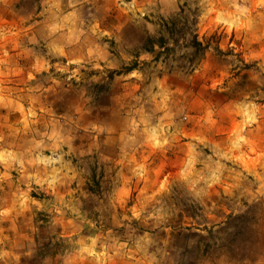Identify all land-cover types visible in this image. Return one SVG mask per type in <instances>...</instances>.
Masks as SVG:
<instances>
[{
    "label": "rangeland",
    "instance_id": "obj_1",
    "mask_svg": "<svg viewBox=\"0 0 264 264\" xmlns=\"http://www.w3.org/2000/svg\"><path fill=\"white\" fill-rule=\"evenodd\" d=\"M181 1L175 15L149 17L145 10L137 12L139 17L134 24L144 28V32L136 33L143 45L135 56L161 58L160 70L164 68L168 73L180 70L190 74L200 66L202 75L195 85L199 86L200 82L205 96H212L211 90L215 87L228 88L246 106L247 121H254L255 117L260 121L264 117V0ZM98 14L97 19H104ZM7 35V31H1L2 44ZM195 41L203 47H196ZM103 42L109 46L110 60L115 61L116 67L107 61L106 66L103 62L91 63V59L70 62L65 57L49 56L45 69L33 64L28 81L22 78L24 73L10 71L11 53L0 47V160L4 159L3 153H16L28 160L25 168L33 175L41 169L44 173L53 171L56 176L51 178H55L61 189H84L74 209L69 197H64L70 208L63 207V213H58L81 220L77 221L79 235L74 238L57 237L56 232L62 230L60 224L51 226L48 222L57 215L56 211H50V207L46 208L42 200L34 197H22L9 220L0 216V247L5 249L1 262L7 264L8 258H14L10 264H53L51 258L55 253L63 254L65 259L77 250V242L84 247L96 242L110 248L118 246L117 238H120L125 247L137 241L144 245L142 251L135 253L140 256L137 264H264V247L248 249L237 239V226L244 224L252 231H245L246 241L242 242L248 244L250 237L264 241L262 202L240 209L246 217L238 213L237 217L233 216L235 211L230 209L228 213L225 208L222 213L226 220L221 222L213 218L215 209L203 208L196 199L189 201L181 189L172 191L170 197H176L182 207L172 205L165 193L149 208H133L134 201L128 203L129 207L111 206L110 199L115 196L111 192V175L114 177L116 168L111 169L105 160L106 149L99 154L89 152L87 109L101 102L112 105L115 110L127 105L124 102L123 106V97L107 93L115 76L121 75L127 66L123 64L128 50L120 54L114 39L108 36ZM105 49L97 46L95 51L90 49L95 53L92 57L95 59L100 52L102 55ZM45 51L42 46L37 47L33 56ZM85 53L87 56L88 50ZM109 75L113 78L109 79ZM115 85L120 86V82ZM186 114L179 115L182 122H186ZM23 166L22 160L11 164L7 169L16 178L6 179L3 175L0 186H6L8 179L24 185L18 180ZM237 167L232 163L225 169ZM3 170L0 164V171ZM34 180L28 179L31 183L26 186L32 188V193L44 195ZM4 198L7 196H0V206L5 205ZM52 199H46L45 203ZM34 230L42 239L32 237L31 240ZM79 236L81 240L76 239ZM7 250L14 252V256L11 251L7 254ZM78 251L84 253L82 249Z\"/></svg>",
    "mask_w": 264,
    "mask_h": 264
},
{
    "label": "crops",
    "instance_id": "obj_2",
    "mask_svg": "<svg viewBox=\"0 0 264 264\" xmlns=\"http://www.w3.org/2000/svg\"><path fill=\"white\" fill-rule=\"evenodd\" d=\"M181 2L0 0V33L8 32V39L3 44L0 41V47L11 53L10 71L24 73L22 78L28 81L33 64L41 70L45 69L49 56L65 57L70 62L91 59V63L103 62L104 65L107 61L116 67L113 66L115 61L110 60L109 46L106 42L101 44L105 37L113 38L120 54L128 50L123 65L136 62L138 67L116 75L107 93L123 97V106L124 102L127 104L125 107L121 105L122 109L115 110L112 105L101 102L87 109L88 139H91L89 152L99 154V151L106 149L105 160L109 161L111 169L116 168L114 177L111 175V192L115 193L110 199L111 206L129 207L128 203L134 201L133 208H149L153 207L159 196L162 197V193L169 199L172 191L181 189L189 201L196 199L203 208L215 209L213 218L215 222H221L225 218L222 213L225 208L224 211L228 213L230 209L235 211L233 216L237 217L236 213L242 215L240 209L257 201L264 206V117L260 121L257 117L254 121H247L244 117L246 106L234 98L228 88L215 87L211 90L214 92L212 96H205L207 94L201 89L200 82L199 86L195 85L202 75L200 66L190 74L180 70L168 73L164 68L160 70L161 58L145 57L144 54L135 56L137 49L143 45V40L136 33L144 32V28L134 24L135 18L139 17L137 12L145 10L149 17H167L177 13ZM97 14L104 16L103 21L97 19ZM125 35L131 39L127 40ZM40 46L46 49L45 53L33 56V50ZM65 46L67 49H64ZM96 46L106 48L102 55H99L100 52L95 56L100 59H94L91 55ZM85 49L88 50L87 56ZM117 82H120V86L115 85ZM181 113H187L186 122L179 118ZM3 156L0 164L4 170L0 171V177L6 175V179L15 180L16 176L7 168L22 160L24 166L20 169L22 174H19L18 180L24 185L14 184V180L9 179L6 186L1 184L0 196L7 198L3 199L5 205L0 206V216L9 220L19 200L32 197V188L27 187V183H31L28 179L34 178V184H39L44 192L43 205H49V210L57 213L48 221L51 226L60 224L62 230L56 232L57 237L74 238L79 235L77 221L81 220L58 213H63V207L68 208V199L74 209L82 199L84 189H61L55 178H51L53 171L44 173L41 169L33 175L26 170L28 160L23 156L16 153H3ZM232 163L238 167L225 169ZM98 188L95 190H99L100 195L101 188ZM52 197L54 200L48 202L50 204L45 203L46 199L50 201ZM175 198L170 197L171 204L182 207ZM247 230L252 231L244 224L237 226L238 243L241 242L243 247L247 245L248 249L264 247V241L252 239L250 235L248 244L242 242L246 241L244 234ZM32 237L42 239V235L35 234V230L31 240ZM76 239L82 238L79 236ZM117 240L119 245L110 248L96 242L84 247V244L77 242L79 247L75 252L65 259L63 254L55 253L51 261L53 264H137L140 256L135 253L142 251L144 245L137 241L135 245L125 247L126 243L120 238ZM4 251L0 247V257L4 256ZM10 251L7 250V254L10 255ZM11 255L13 257L14 252L11 251ZM10 260L13 262L14 258H8L7 264H10ZM0 264H3L1 260Z\"/></svg>",
    "mask_w": 264,
    "mask_h": 264
},
{
    "label": "trees",
    "instance_id": "obj_3",
    "mask_svg": "<svg viewBox=\"0 0 264 264\" xmlns=\"http://www.w3.org/2000/svg\"><path fill=\"white\" fill-rule=\"evenodd\" d=\"M196 43H195V46L196 47H198V48H202L203 47V45H202V43L201 42H197V41H195ZM206 47H204V49H205ZM138 67V65H137V63L136 62H134V63H132V64H130V65H127L126 67H125V69L123 70V71H121V72H125V73H127V72H130L131 70H134V69H136ZM112 79L113 78V75H109V79ZM96 191V190H95ZM31 196L32 197H34L35 199H37V200H39V201H43L44 202V195L42 194V195H37V194H35V193H31ZM43 196V197H42ZM48 204H50V203H48ZM45 207L46 208H48L49 207V205H45Z\"/></svg>",
    "mask_w": 264,
    "mask_h": 264
}]
</instances>
